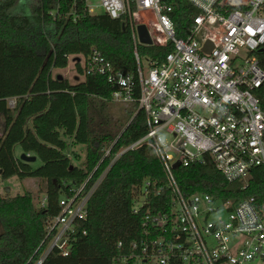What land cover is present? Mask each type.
<instances>
[{"label": "built area", "instance_id": "obj_1", "mask_svg": "<svg viewBox=\"0 0 264 264\" xmlns=\"http://www.w3.org/2000/svg\"><path fill=\"white\" fill-rule=\"evenodd\" d=\"M53 1L49 15L54 18L74 16L79 7L90 14L102 9L129 26L135 72L117 69L96 48L79 62L85 75L107 79L109 100L145 113L147 131L120 148L90 189L87 180L60 198V213L48 224L47 246L36 264L54 249L71 253L80 232L77 222L87 219L95 190L119 158L143 147L157 158L172 201L166 211L143 216L142 236L120 241L113 264H264V202L257 205L252 196L224 201L204 192L187 196L174 174L181 166L212 162L227 181L246 186L252 169L264 166V108L257 96L264 84L258 57L264 49V0H189L199 13L184 36L177 34L167 0ZM140 24L146 25L151 45L172 44L163 61L141 59ZM75 57L70 59L74 67ZM110 154L108 148L105 155ZM149 185L146 179L135 197V214Z\"/></svg>", "mask_w": 264, "mask_h": 264}, {"label": "trees", "instance_id": "obj_2", "mask_svg": "<svg viewBox=\"0 0 264 264\" xmlns=\"http://www.w3.org/2000/svg\"><path fill=\"white\" fill-rule=\"evenodd\" d=\"M167 1L174 7L178 36L186 35V27L199 11L189 0ZM18 5L20 0H0V170L3 178L45 181L46 200L37 206L30 192L0 197V264H36L47 246L48 224L60 213V198L87 180L90 189L120 148L147 131L145 113L135 105L117 135L97 131L92 112L98 100L104 103L111 97L107 79L96 73L85 75L78 61L75 77L79 80L53 75L54 69L68 67L69 56L86 58L93 48L117 69L135 72L128 25L124 30L122 20L106 13L90 14L81 7L74 16L54 18L49 15L56 7L53 0H36L30 12H15ZM172 49L170 43L138 47L141 59L159 61ZM258 57L264 70V51ZM257 96L264 108V84ZM10 99L15 100L13 108ZM70 141L86 146L84 165L74 164L65 153ZM16 145L36 156V161L21 159L14 152ZM108 148L111 154L106 156ZM174 174L187 196L204 192L224 201L252 196L257 205L264 202V166L252 169L246 186L227 181L212 162L181 166ZM146 179L148 195L135 214V197ZM171 201V190L152 151L143 147L128 152L112 165L91 196L87 219L77 222L80 232L71 253L63 256L54 249L42 264H113L118 243L141 237L143 216L166 211Z\"/></svg>", "mask_w": 264, "mask_h": 264}, {"label": "rangeland", "instance_id": "obj_3", "mask_svg": "<svg viewBox=\"0 0 264 264\" xmlns=\"http://www.w3.org/2000/svg\"><path fill=\"white\" fill-rule=\"evenodd\" d=\"M36 0H28L26 7L32 8ZM25 5L20 4L18 8L15 9V12H24ZM104 13L102 9H94L93 14ZM147 19V18H146ZM149 19L155 20L154 16H149ZM71 56L69 58L68 67L60 70L54 69L53 75L62 74L65 78L69 79L71 82L75 80V67L70 62ZM143 65L147 70V63L143 60ZM9 105L13 108L15 106V100L10 99ZM133 105H128L124 103H115L111 100L97 101L96 106L92 112V115L95 119V128L101 133L109 132L112 134H118L121 132L123 125L126 123L130 110L134 111ZM14 152L16 155L21 156L23 153L20 145H16ZM72 158V162L79 166L85 164L86 160V146L83 144H75L73 141H70L67 150L65 151ZM41 161L38 159L36 165H40ZM46 189V182L41 179L36 178H25L19 179L16 176L3 178L0 173V197L10 194L12 196L18 194H24L30 192L34 197V202L37 206H41L44 202L43 191ZM3 230V227L0 223V232Z\"/></svg>", "mask_w": 264, "mask_h": 264}, {"label": "water", "instance_id": "obj_4", "mask_svg": "<svg viewBox=\"0 0 264 264\" xmlns=\"http://www.w3.org/2000/svg\"><path fill=\"white\" fill-rule=\"evenodd\" d=\"M123 29L124 30L126 29L125 25L123 26ZM137 31H138L139 41H140L141 44H143V45H151L152 44V39L150 37V33H149L146 25L140 24L137 27ZM210 46H211V44L207 43L205 49H208V47H210ZM261 51H264V49H262ZM74 60L79 62L80 61V57L76 56L74 58ZM58 77L61 78V79L64 78V76L62 74H58ZM75 80H79V77H75ZM20 157H21V159L26 160V161H30V162H34L37 159L36 156H30V155H28L26 153H22ZM178 166H180V162H177V163L174 164V168H177ZM0 173H1V170H0Z\"/></svg>", "mask_w": 264, "mask_h": 264}, {"label": "crops", "instance_id": "obj_5", "mask_svg": "<svg viewBox=\"0 0 264 264\" xmlns=\"http://www.w3.org/2000/svg\"><path fill=\"white\" fill-rule=\"evenodd\" d=\"M20 4H24L25 5V11H27V12H30V10H31V8L30 7H26L27 6V4H28V0H20ZM20 5H18V7H19ZM24 11V12H25ZM65 78V77H64Z\"/></svg>", "mask_w": 264, "mask_h": 264}]
</instances>
